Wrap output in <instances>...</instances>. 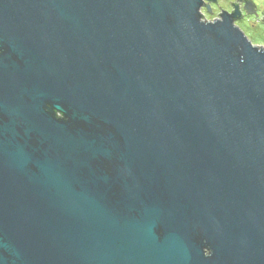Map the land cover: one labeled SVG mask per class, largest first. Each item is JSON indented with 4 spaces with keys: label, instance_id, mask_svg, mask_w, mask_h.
<instances>
[{
    "label": "water",
    "instance_id": "1",
    "mask_svg": "<svg viewBox=\"0 0 264 264\" xmlns=\"http://www.w3.org/2000/svg\"><path fill=\"white\" fill-rule=\"evenodd\" d=\"M202 4L0 0V264H264V48Z\"/></svg>",
    "mask_w": 264,
    "mask_h": 264
},
{
    "label": "rangeland",
    "instance_id": "2",
    "mask_svg": "<svg viewBox=\"0 0 264 264\" xmlns=\"http://www.w3.org/2000/svg\"><path fill=\"white\" fill-rule=\"evenodd\" d=\"M256 7L255 11L248 12L244 6V0H203L200 13L202 20L215 21L222 19L223 9L227 12L233 13L235 7L233 2L239 4V9L242 12V17L234 18V24L240 28L252 41L253 44L264 48V0H253Z\"/></svg>",
    "mask_w": 264,
    "mask_h": 264
},
{
    "label": "flooded vegetation",
    "instance_id": "3",
    "mask_svg": "<svg viewBox=\"0 0 264 264\" xmlns=\"http://www.w3.org/2000/svg\"><path fill=\"white\" fill-rule=\"evenodd\" d=\"M2 51H3V48H2L1 45H0V53H1ZM55 115H56V117L59 118V119H62V120L67 119L66 115L63 114V113L60 112V111H56ZM202 249H203V251H204V253H205L206 256H212V255H213V250H212V248H211L209 245L204 244Z\"/></svg>",
    "mask_w": 264,
    "mask_h": 264
}]
</instances>
